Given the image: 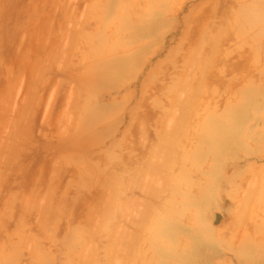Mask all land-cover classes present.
Here are the masks:
<instances>
[{"label":"rangeland","instance_id":"obj_1","mask_svg":"<svg viewBox=\"0 0 264 264\" xmlns=\"http://www.w3.org/2000/svg\"><path fill=\"white\" fill-rule=\"evenodd\" d=\"M220 5L212 79L121 134L109 0H0V264H264V0Z\"/></svg>","mask_w":264,"mask_h":264},{"label":"crops","instance_id":"obj_2","mask_svg":"<svg viewBox=\"0 0 264 264\" xmlns=\"http://www.w3.org/2000/svg\"><path fill=\"white\" fill-rule=\"evenodd\" d=\"M221 2L223 0H173L171 4H164L156 0L149 10V0H109V34L107 40L98 41L131 44L128 48L133 50L107 70L109 75L114 73L112 79L120 78L110 89L121 90L123 95L135 92L127 107V126L121 134L134 118L149 115L143 100L149 97L148 92L196 90L191 84H196L192 77L193 69L198 67L212 79V51L206 52L204 44L212 43L214 36L216 42L227 41L228 21L221 17L215 25L206 22L213 21V12ZM123 3L124 19L114 22ZM174 100L173 97L165 103L162 111L173 107ZM150 114L158 115V111H150ZM146 121L153 123L155 119L146 118ZM161 121L165 122L164 116Z\"/></svg>","mask_w":264,"mask_h":264}]
</instances>
